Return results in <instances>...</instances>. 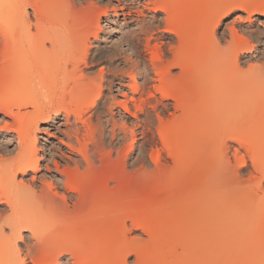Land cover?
Instances as JSON below:
<instances>
[{
	"label": "bare ground",
	"instance_id": "1",
	"mask_svg": "<svg viewBox=\"0 0 264 264\" xmlns=\"http://www.w3.org/2000/svg\"><path fill=\"white\" fill-rule=\"evenodd\" d=\"M143 2L148 4L146 0ZM155 3L154 12H164L168 19L165 21L169 27H165L163 31L176 38V43H170L172 45L168 48L171 58L164 57V53L160 52L161 56L153 54L151 61L156 75L152 80L159 82L155 88L160 96L157 102L163 107L166 106L163 100H172L173 109L180 113L177 115L180 121L176 119L178 128L173 132L166 130L162 119L158 118L164 126L159 133L162 134L166 147L172 151L176 166H183L185 159L191 157L187 155L188 159L185 158L184 153L188 139L199 138L203 141L212 130L213 138L218 132L225 133L223 136L226 139L241 141L256 152L257 158L253 160V166L264 177V68L257 71L261 72L257 74L252 70L253 66H248L249 73L242 72L245 73L243 76L250 74L249 78L254 73L251 81L245 84L241 77L240 81L243 83H235L237 80L231 84L224 82L227 85L222 89V86H218L222 84L219 81L228 73L222 76L223 71L219 72L221 68L216 69L213 63L222 51L217 47L219 42L215 46L217 48L213 47L211 50L208 45L210 28H216L234 8L250 14L264 15V0H160L159 3L155 0ZM205 7L208 8L207 11L205 9V13L200 15L201 9ZM133 9L132 6L122 4L119 13L123 18H131V14L135 12ZM99 19L100 14L96 13L88 20L89 26L87 23V28L85 25L86 29H81L79 24L83 21L82 14L80 10H76L72 0H0V112L19 124L16 145L20 147L24 144L12 160L0 163V264H26V258L33 264H62L59 260L62 255L69 256L66 260L69 264H127L126 256L131 252L137 256L135 264L223 263V252L215 254L213 258L206 253L211 259L205 252L201 253L204 244H208V235L214 237L210 245L214 246V242L221 240L224 252L234 255L235 264H264V213L259 205H253L252 199L257 194L256 190L264 192L260 182L241 193L243 203L239 198V204L242 203L240 207L236 200L225 198L226 195L221 200L217 198L220 201L221 219L213 218L214 229L211 228L206 233L208 235H203L206 242L197 244L199 248L197 247L196 253L191 252L190 246L199 239L197 233L201 230L198 228L197 231V227L193 226H198L197 221L205 215L204 197V200L201 198L204 203L200 200L197 206L194 205L187 211L185 208L183 237L176 230L178 226H174L182 218L187 198L184 202H179L177 197H171L177 202L168 199L171 206L165 216L160 214V201L154 196L160 191L159 187H152L151 194L141 200L137 185L139 182L126 175L127 162L118 158L119 153L114 144L118 133L123 131V125H117L114 119L116 112L113 110L117 109L120 115L119 109L131 114L129 101L118 102L112 96L111 100L109 97L102 101L103 77L88 75L80 67L83 63L88 68V59L94 60L90 56L88 43L90 36L97 38ZM152 25H148L146 30H150ZM200 35L204 36V41L207 40L206 43L203 41L204 46L200 45L201 47L199 43L196 44L199 40L195 38ZM152 37L150 34L148 43ZM214 41L216 43V39ZM241 42L243 41L234 44L231 41L227 44L228 51L225 53L235 52L232 60L236 61L235 65H238L240 56L238 51L243 53L252 48L239 44ZM202 47L207 48L205 52L201 51ZM107 52L109 53L101 58L110 63L122 58V63L129 67L124 70L114 66L108 85L125 86L124 77L135 83V72L130 71L135 66L131 57L121 48H113ZM175 68L179 71L174 75L171 70ZM241 69L240 67L239 71ZM236 78L240 79L239 75ZM203 87L206 92L202 91ZM137 88L134 84L133 90L136 91ZM67 98L71 101H66ZM191 99L194 100V105H188ZM101 101L102 106H99ZM96 107L100 109L97 112L99 116L92 122L85 115L87 111L97 109ZM188 107L192 109L193 119L186 115ZM205 107L207 112L203 113ZM105 112L109 115L106 123L111 124L108 141L100 116ZM207 114L212 115L215 122L210 120L208 123ZM59 115H62L60 125L63 130L60 131L65 137L61 140L64 149L51 147L48 152L51 164L48 161L42 172L36 145L37 131L40 126L50 125ZM190 122H193L194 130L186 132L187 126L192 124ZM214 123L216 125L211 126ZM175 145L178 147L175 148ZM200 149H196V155L203 150ZM2 151L7 153V150ZM3 156L0 154V161ZM152 161L156 166L159 165L158 156ZM240 163L244 164L245 161ZM110 165H115L113 172L108 170ZM29 172V179H17L18 174L25 178ZM192 192L194 194V190ZM213 193L212 196L209 194L213 198L210 203L216 200L217 193ZM176 194L180 196V193ZM209 205L211 212L213 206ZM261 209L263 210L262 207ZM127 213L134 225H141L148 229L145 231L152 233L150 248L147 247L150 250L148 256L139 254L137 246L140 244L131 241L128 247L124 243L126 241L118 239L114 242L113 238V241L108 239L125 225ZM213 215L215 217L216 214ZM176 232L182 240L180 249L183 250L178 255L171 252L175 250L174 247L169 251L172 244L176 245L174 242L179 241L176 239ZM163 245L168 246L165 248L168 249L166 253L169 252L167 255L159 251ZM125 246L128 249L126 253ZM214 247L210 249L213 253V249H217Z\"/></svg>",
	"mask_w": 264,
	"mask_h": 264
},
{
	"label": "rangeland",
	"instance_id": "2",
	"mask_svg": "<svg viewBox=\"0 0 264 264\" xmlns=\"http://www.w3.org/2000/svg\"><path fill=\"white\" fill-rule=\"evenodd\" d=\"M72 1L76 7V10L78 11L80 10L82 14L83 21L81 20L82 22H80L79 24V27L81 29H86L87 23L89 26L88 20H90L93 16H95L96 13L100 14L99 29L96 28L98 32L97 38L94 39L90 36L89 43H88V49L91 54L90 56L91 58H94V60L88 59V64H87L88 68L84 67L83 63L80 64V67L82 68L83 72L88 73V75L93 76L94 74V76L101 75L103 77L104 82H103V87H102V91H103L102 101L109 99V97H110L109 100H111V96L115 97V100H117L118 102L119 101L124 102L125 100L126 102L129 101L128 104H129V109H130L131 114L124 113L122 109L118 108L121 111V115H120L117 112V109L113 110L114 113L116 112L114 114L115 115L114 119L117 122V125L119 124L118 125L119 127H122L123 125V131H120L118 133V129H116V132L118 133V137L115 139L114 144L117 147V151L119 153L118 158L120 157L119 158L120 160H125L127 162V169H126L127 174L126 175L128 177L133 178V180L135 179L136 181L141 183V185L139 183L137 184L139 193L141 195V200L147 197L148 194H151L150 191L153 190L154 186L157 188L159 187L158 189L160 191H157L158 193L155 194L154 196L157 197V200L159 199L160 201L159 202L161 206L160 211H159L160 214L162 216H165V213H167V211L169 210L168 208H170L171 206L169 204L170 202L169 203L167 202L168 199L171 201L174 200L175 202H177V200L174 199L177 197L178 201L180 200L179 202H181V200L182 202H184V200L187 198L188 201L185 202L186 204L184 205V208H183L184 211L182 213L183 215L181 216L182 218H179L180 220L178 219L175 222V224L177 223V225L174 226V227L178 226V228L177 229L175 228V229L180 233V237H181L182 230H183L182 228L185 225L184 221H186V218L185 219L183 218L186 211L189 210V208L197 206L201 198L203 200L205 198V201H204L205 203L202 202L201 200V203H204L205 205L204 207L205 215L203 216V218L201 216L200 220L198 221L196 220L197 222H199L198 224L199 227L193 226V227H197L195 229L199 228L201 230V231H199V229L197 230L199 231V233H197L199 235L197 237V239L199 238L198 241L195 240V242L190 246L192 248V249L190 248L191 252L196 253L197 249L199 248L198 245L201 243V241H204L203 235L204 236L208 235L206 233H209L212 229H214L212 227V224H215L213 221V218L221 219L219 218L222 215L221 209H219L221 208L219 206L220 204L219 200L223 198L222 196L226 195L225 198L231 197L230 198L231 200L233 201L236 200L239 204V200H240L239 198H241V202L243 201V198L241 197V193H243V191H245L246 189L252 188L253 184L260 182L264 189L263 174L259 172L258 170H256L255 167L253 166V160L257 158V153L256 152L254 153V151H252L246 144L242 143L241 141H231V140L226 139L223 136L225 133L222 134L221 132H218V128L216 127V130H217L216 133L218 132V134L215 138L211 136L214 134V132H211L212 130H210L209 133H207L208 136L206 135L207 137L204 138V140L202 139L203 141L199 140V138H189L188 139V142L185 145L184 153L186 155L185 158H187V155L191 157L190 159L187 158L188 160L185 159V161L183 162V166L177 167L176 166L177 163L175 164L174 162L175 159L173 155L171 154L172 151L168 149V147H166V144H164L165 142L162 141L163 140L162 134L159 133V130L164 129L163 128L164 126L166 127V130H170L172 132L173 130L177 129L178 123H176V121L177 120L180 121V119H177L178 118L177 115H179L180 113L179 111H175L173 109L172 100H163V104H165L166 106H163L164 108L162 107V105L160 106L159 102H157L159 101L160 96L155 89L157 86L156 84H159V82L156 80H152V78L156 77V75L154 74L155 68L151 62L153 60L152 59L153 56L154 55L161 56L160 52L161 53L163 52L164 54L163 53L162 54L164 55V57L171 58V55H170L171 53L169 52L168 48L170 45H172L170 43H174V41L176 43V38L173 37V35L163 31L165 27L167 26L169 27V24L166 22L168 20L166 14L159 10L154 12V7L156 5L155 0H146L148 4L143 2V0H139V3H138V0L137 1H133V0H72ZM131 1H133V3ZM159 2L160 0H157V3ZM122 4H124L125 6L129 5L134 8L133 10H135V12L131 14L132 16L131 18L130 17L123 18V16L120 15L119 7ZM114 9L116 10L117 15L115 14ZM202 9H201L200 15H203L205 11H207L208 8L205 7ZM28 12H29L30 17L32 18V15L30 14L32 13L31 10L29 9ZM85 25H86V28H85ZM148 25H152L151 28H153V30H151V28L150 30L148 29L146 30V27ZM150 34H152L153 39H150L148 43L147 40H149L148 37H150ZM195 38L196 39L198 38L197 40H199V42H197L196 44L199 43V46L200 45L204 46L203 45L204 42L207 41V40L205 41L203 40L204 39L203 35L197 36ZM215 39H216V43L214 41ZM200 41L202 43H200ZM231 41L234 44H236L235 42L243 41L239 44H242V45L245 44L244 46L247 45V46L252 47L251 50L249 49L248 51L243 52V53L242 51L240 52L238 51V54L240 55L237 60L239 67L238 65H235L237 64V63H234L235 60L232 61L234 59L233 57L235 55V52L230 51L231 54L230 52L229 54L225 53L228 51L227 44ZM217 43L219 45L217 47L221 49L223 54L220 52V49H218L220 53H218L217 57L213 60V63L215 64L216 69L221 68L219 69L220 73L222 71L224 72V73L222 72V76H224L226 72L228 73L227 76H229L227 77L225 75V77H223V79L219 81V82H222V84L220 83L218 84V86L220 85V87L222 86V89H224V87H226L227 85V84L225 85V83L231 84V83H234L235 80H237V82L235 83H243V82H245V84L248 83L249 80L252 79V77L255 74L254 73L251 74L252 76L249 78L250 74L249 76L248 75L243 76L245 73H243L242 71H245L248 74L249 73L247 72L249 71L248 66H253L252 70L256 71L255 73L257 74H260L261 72H257V71H261L264 68V15L250 14V13L242 11L239 8H234L227 16L223 17L221 23L216 28H212V29L210 28L209 30L208 45L211 46L209 50L215 47ZM113 48L114 49L121 48L122 50H124L125 54L131 57V61H133L132 63H135V66L131 67L132 69L130 68V71L132 70L133 72H135V83L131 82L128 77H124L125 86L120 87L117 84L115 86L108 85V82L112 78L111 77L112 70L115 67H118L124 70L129 69L128 64L126 65L125 63H122V61L124 62L122 58L115 60L114 63H110L109 61H106V59L101 58L103 55L105 54L107 55V53H109L107 51H111L113 50ZM204 48L202 47L201 49L202 52H205L207 49L206 47ZM154 60H155V57H154ZM259 66L262 68H260ZM136 67L138 69H136ZM240 67L243 70L241 69V71H239ZM254 68H256V70ZM234 69L235 70L238 69V71H235ZM252 70L250 72H253ZM178 71H179L178 68H175L171 70V73L175 75L177 74ZM237 72L239 73L241 72L242 74H239V73L237 74ZM229 73L230 74L232 73V74L229 75ZM233 74L235 75L233 76ZM238 75L240 79L236 78L238 77ZM233 77L235 78L233 79ZM224 78H226L227 80ZM241 79L243 80V82L240 81ZM245 79L247 82L245 81ZM131 84L133 85L136 84V86H138V88L136 89L137 92L133 90V85ZM207 86L206 87L204 86V87L208 89ZM204 87L202 91L206 92ZM67 100L71 101L68 98L66 99V101ZM102 101L99 103V106H102L101 104ZM190 101L188 102V105H194L193 103L194 100L191 99ZM68 106H69V102H68ZM188 108L186 111V115L190 119H193V115L191 114L192 109L191 107L189 108L190 110ZM205 109L206 110H203V113L207 112L206 107ZM99 111H100L99 108L97 109L93 108L90 111H87L85 116L89 117L91 121L94 122L95 119H97V117L99 116L98 114ZM122 112L124 114L123 118L121 117L123 115ZM103 114L100 116H102L101 121L103 122V125H104L105 138H106V141H108L109 136H110L111 124L106 123V121L109 118L108 112L107 113L105 112L104 115ZM207 116H208L207 117L208 123L210 120L212 123L215 122L214 117L212 115H211L212 117L210 116V114H207ZM158 118L162 119V124L164 126H162V124L160 123L161 121H159L160 119ZM61 122H62V115H59L50 125H46L44 127L40 126L39 131H37L36 145H37V150H38L37 151L38 156L41 159L40 166L43 169L42 172H44V168H45L44 165L48 161L51 164V161H50L51 158L48 154L51 147L52 148L60 147L64 149V146L61 144V140L65 139L64 135L60 131V130H63V127L60 125ZM190 123L192 124L187 126L188 128H186L187 130L186 132H191L194 130L195 126L193 122H190ZM18 125L19 124L16 122L15 119L9 118L0 112V126H1L0 127V149H1L0 154L4 155L3 160L0 161L1 164L7 163L10 160H12L13 157L16 155V153H18L19 149H21L22 146H24L23 144L22 146H20L21 147L20 148L16 145L15 139H16V132L19 130ZM214 125H216V123L211 124V126H214ZM177 147L178 146L175 145V148ZM200 148L203 150H201ZM5 149L7 150L6 154L2 151V150L6 151ZM196 149L201 150L199 151L197 155H196L197 153ZM114 154L113 156H115ZM156 156H158L160 160L159 165L157 166L152 161L153 158H155ZM242 160L245 161L244 164L240 163V161ZM177 168H179V170ZM108 170L113 172L115 170V165L108 166ZM30 176H31V172H29L25 178L24 177L22 178L18 174L17 179L27 180V178L29 179ZM157 188L156 190H158ZM189 189H191V191ZM193 190H194L195 195L192 192ZM183 191H185L184 195L182 194ZM213 191L216 192L218 196L216 195V193H213ZM262 191L263 190H260V191L258 190L257 192L256 190L255 193L257 194H254L255 196L253 195L254 197H252V199H253V205L255 207L259 205L258 206L259 209L262 211V213H264L263 212L264 211V192ZM211 192L214 195H216L217 201L216 200L213 201L216 204H214L213 202L210 203L211 200H213V198L212 199L210 198V196H212ZM176 193H180V196ZM186 195H189V196H186ZM171 197H174V198L171 199ZM241 202L238 205L239 207L243 203ZM207 204L208 205L212 204L213 210H211V212H210V205L208 207ZM261 207L263 208V210L261 209ZM185 208H186V211H185ZM213 214H216L215 217ZM127 216H128L127 217L128 219L127 220L125 219L126 221L125 225L119 230L120 232L116 230L117 232L113 234V237L110 236L108 239L110 240L111 238H113L114 242L118 239L122 241H126L124 243H126V246L128 247L133 242H135L137 245L140 244L137 246L139 254H142V256H148L150 253V250H148V248H150L149 244H151L150 239L152 238L151 237L152 233H150V231H145L148 229H145L141 225L139 226L134 225L133 222H131L132 221L131 217H129L130 214L127 213ZM139 223L141 222L139 221ZM194 224L197 225L196 222H194ZM217 224L218 222H216V225ZM217 227L218 225L216 226V228ZM178 232H176V235ZM179 233H178V236H176L178 237L176 239H178L179 241L176 240L174 242L176 245L172 244V247H170L169 249V251H171L174 247L175 250H172L171 252L174 251L175 255L181 254L183 251L182 249H180L182 248L180 245L182 240H180ZM164 234L165 233L162 231V235ZM210 236L208 235V237H206V241H208L209 245L210 243H212L211 240H213L212 239L213 236H211V239H210ZM216 238H217V235H216ZM113 239L111 240L113 241ZM217 239H215V241ZM206 241H204V243ZM207 245L204 244V247H202L203 251L201 253L205 252L204 254L207 257H210L208 256L210 254L212 258L213 256L224 253L225 254L224 261L223 263L220 262V264H235L233 261L234 255L233 254L229 255L231 252L230 253L224 252L225 248L223 247V245H221L220 239L217 240V242H214V246L216 247H214L212 244H211L212 247H210L211 245L209 247H206ZM126 246H125L126 250H124V253H126L125 251L128 250ZM163 246H160L159 251L162 254L167 255L169 252L166 253L168 249H165V248H167L168 246L167 245L166 246L163 245ZM213 247L217 248V249H213V251H215L214 253L210 250ZM139 248L141 249V251ZM145 249L147 250V252L148 251L149 252L147 253ZM206 253L207 254L209 253V254L207 255ZM135 255L136 254L132 252L127 254L126 256L127 264H135V261L137 258V256ZM68 257L69 256L62 255L59 257V260L61 261L62 264H69V263H66L67 262L66 260H68ZM26 261H27L26 264H33L31 260H29V258H26Z\"/></svg>",
	"mask_w": 264,
	"mask_h": 264
}]
</instances>
